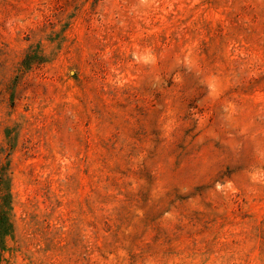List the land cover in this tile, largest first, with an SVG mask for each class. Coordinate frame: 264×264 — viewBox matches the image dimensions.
Masks as SVG:
<instances>
[{
    "label": "rangeland",
    "instance_id": "374dc122",
    "mask_svg": "<svg viewBox=\"0 0 264 264\" xmlns=\"http://www.w3.org/2000/svg\"><path fill=\"white\" fill-rule=\"evenodd\" d=\"M0 264H264V0H0Z\"/></svg>",
    "mask_w": 264,
    "mask_h": 264
}]
</instances>
